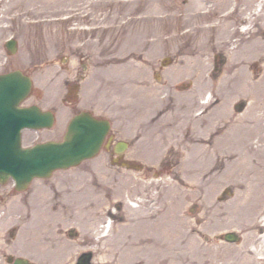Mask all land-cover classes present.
<instances>
[{"label": "rangeland", "instance_id": "374dc122", "mask_svg": "<svg viewBox=\"0 0 264 264\" xmlns=\"http://www.w3.org/2000/svg\"><path fill=\"white\" fill-rule=\"evenodd\" d=\"M260 1L0 0V73L24 70L34 83L24 105L38 103L57 116L49 129H26L24 144L63 139L72 116L85 110L110 119L118 138L129 142L122 160L103 149L26 190L17 191L12 179L0 185V264H9L10 254L38 264H77L85 252H92V264H103L130 234L123 226L133 205L152 212L133 221L157 223L150 235L162 243L155 250L157 261L166 257L163 264H194L197 257L211 264V250L226 264L250 244V234L264 225V203L258 205L264 189L248 201L244 178H226L224 162L207 159L213 113L227 87L215 80L236 69L227 68L228 50L213 46L212 27L248 25L249 36L264 26ZM12 36L14 54L4 45ZM248 66L258 77L261 68ZM241 100L230 103L237 114L249 102L241 108ZM200 144L208 149L205 159L193 161ZM129 187L136 189L129 194ZM229 231L240 240H225ZM255 245L264 252L263 240ZM138 251L119 254L128 264Z\"/></svg>", "mask_w": 264, "mask_h": 264}, {"label": "bare ground", "instance_id": "6f19581e", "mask_svg": "<svg viewBox=\"0 0 264 264\" xmlns=\"http://www.w3.org/2000/svg\"><path fill=\"white\" fill-rule=\"evenodd\" d=\"M258 5H263L264 8L262 1L258 2ZM229 13L231 14V12ZM249 18L243 16V23H249ZM221 23L219 21L213 24V46L218 50L222 49V47L226 48L229 54V65L227 68L235 67L236 69L233 73L226 69L218 77L219 79L217 78L218 81L216 82L215 80V84H220L221 80L226 81L227 87L224 97L213 113L210 131L211 143L210 147H208L211 155L207 159L213 161L218 156L226 165V178L243 177L246 184V199L250 201L254 196L255 198L258 197L259 193L264 189V36L260 35V32L264 33V26L260 21L263 27L261 26V28L255 29L253 32L250 31L251 34L247 36L246 31L248 32L250 26L245 25L243 28L239 27L242 29L235 27L229 30L227 27L224 28ZM238 32L241 33V36H238L240 37L239 39H235L234 37H236ZM251 62L261 68V73L256 78L248 66ZM236 96L242 97L241 102H239L241 108L245 106L244 100L247 99L249 101L247 109L240 114L233 112L230 108V103ZM186 149L192 150L190 147ZM208 149L203 147L202 144L194 146L191 159L198 161L202 157V161H204L205 157L203 156L207 154ZM195 167H198V163ZM197 169H192V171ZM135 189L134 187H129L127 191L131 194ZM260 195L261 198L258 205L264 203L263 193H260ZM129 210V217H127L128 219H126L127 221L123 227L126 230H131V232L124 236L125 239L122 238V240L116 241V252L111 257L110 253H108L106 258L109 261L103 264H126V262L121 260L122 256L119 253L121 248L127 247L139 250L131 256L128 264H163L166 257H161L157 261L159 254L155 250L156 247L161 250L162 243L157 239L154 240L150 235V228L157 223H153L154 221L143 223L139 219L133 221L139 214L146 219H150L149 216L152 212H148V209H145L141 213L138 205H133ZM106 213L108 214L109 212L107 211ZM110 214L114 215L116 212H110ZM262 220L264 221V218ZM262 220L258 225L253 224V229L256 227L259 229L260 225L263 224ZM162 226L163 224L160 227ZM102 228V226H97L99 232ZM261 228L263 230L264 225ZM261 228L258 232L253 231L250 234L248 241L250 244L237 250L234 255L230 256V262L226 261V264H264V252L255 245L256 241H264V234L261 235L259 233ZM104 244H106V241ZM106 247L107 245L101 247L100 252H103ZM211 251L212 253H209L211 264H218L217 260L220 255L218 253L214 254L213 250ZM176 255L184 260L182 250L176 252ZM197 258H193L191 262L194 264L204 263L203 260H199V257Z\"/></svg>", "mask_w": 264, "mask_h": 264}, {"label": "water", "instance_id": "95a60500", "mask_svg": "<svg viewBox=\"0 0 264 264\" xmlns=\"http://www.w3.org/2000/svg\"><path fill=\"white\" fill-rule=\"evenodd\" d=\"M14 49V43L9 44ZM31 79L21 71L0 75V182L13 177L18 189H25L34 177H49L60 168H69L99 153L110 129V122L83 111L71 120L62 141H48L33 147L21 145V129L50 127L51 112L38 106L21 107L30 93ZM124 147L120 148V151ZM237 241L234 232L224 235ZM91 254H84L78 264H91ZM13 264H34L23 257H9Z\"/></svg>", "mask_w": 264, "mask_h": 264}, {"label": "flooded vegetation", "instance_id": "af4514ba", "mask_svg": "<svg viewBox=\"0 0 264 264\" xmlns=\"http://www.w3.org/2000/svg\"><path fill=\"white\" fill-rule=\"evenodd\" d=\"M118 132H120L119 128H116V129L111 131V133L113 134V139H112V142L110 145V149L107 150L110 154L116 155V156H119L116 152V145L121 140L120 138H118ZM120 157H121V159H123L124 155H122ZM133 161H134V158H130V162L133 163Z\"/></svg>", "mask_w": 264, "mask_h": 264}]
</instances>
